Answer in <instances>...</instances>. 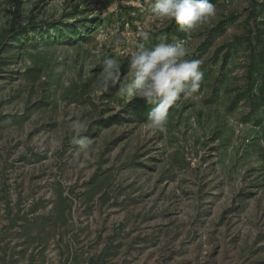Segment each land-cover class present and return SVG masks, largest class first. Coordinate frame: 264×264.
Here are the masks:
<instances>
[{
  "label": "rangeland",
  "instance_id": "374dc122",
  "mask_svg": "<svg viewBox=\"0 0 264 264\" xmlns=\"http://www.w3.org/2000/svg\"><path fill=\"white\" fill-rule=\"evenodd\" d=\"M110 1L0 0V264L5 253L8 264H264V110L261 127L246 98L231 110L247 88L248 44L223 60L235 38L254 37L264 12L248 23L250 0H214L215 16L177 37L167 32L173 20L153 15L155 0ZM32 13L49 28H30L31 41L14 49ZM163 36L202 59L204 77L161 133L134 110L143 99L121 95L131 76L110 94L104 61L129 65Z\"/></svg>",
  "mask_w": 264,
  "mask_h": 264
},
{
  "label": "clouds",
  "instance_id": "9594fccd",
  "mask_svg": "<svg viewBox=\"0 0 264 264\" xmlns=\"http://www.w3.org/2000/svg\"><path fill=\"white\" fill-rule=\"evenodd\" d=\"M216 11L211 0H155L152 9L159 21L174 20L186 33L197 31L215 16ZM139 36L144 41L150 38L147 31L140 32ZM166 39V36L161 37L162 42L153 47L141 44L131 54L128 75L132 80L127 88L120 89L121 95L129 99H143L153 105L146 125L161 133L167 130L169 110L182 98L188 99L195 94L204 77L200 70L203 60L188 59L192 53L183 42H163ZM104 71L106 85L108 81L120 80V65L116 59H105ZM75 127L85 129L86 122H77Z\"/></svg>",
  "mask_w": 264,
  "mask_h": 264
},
{
  "label": "trees",
  "instance_id": "16d2710c",
  "mask_svg": "<svg viewBox=\"0 0 264 264\" xmlns=\"http://www.w3.org/2000/svg\"><path fill=\"white\" fill-rule=\"evenodd\" d=\"M42 1L44 2L46 0H42ZM260 1L261 0H250L251 10L249 12V17L247 20L248 23L250 22V20H253L254 22H256L258 17L264 12V3H261ZM111 2H112V0L110 1V3ZM211 2L215 3L214 0H211ZM72 10L74 11V13L80 12L78 5L73 6ZM126 10H128V9H126ZM68 16H72V15L69 14ZM35 20H36V16L32 13L30 16L29 23H27L24 27H22L20 30L15 32V35L13 38L16 42V48H14V49H18V50L22 49L23 50L24 43H23L22 39L24 36H26L25 37V38H27L26 40H28L29 42L31 41L30 35H29L30 30H31L30 28H32L33 33H37V32H39L38 28H42V27H45L46 25H48V24H46V22L36 23ZM86 20H87L86 23L91 26V24L93 23V20H91V19H86ZM236 20H237V16L232 15L230 17V19L225 18L224 20L220 21L208 33L206 40L204 41L203 45L199 48V50L200 51H207L208 47L212 43L213 38L216 36H219L221 34H224L226 32L229 24H232ZM61 24L63 25V23H61ZM263 25H264V21H262V25L256 29L254 37L251 36V34L253 33V30L251 29L249 31L250 35L248 37L243 36L241 38H235V40L232 42V44L229 47L230 49H227V52L224 54V57H223L224 63L226 65L229 62L230 54L232 53V51L237 53L239 47L245 48V45L241 44V41H245L248 44L247 49L250 51V54H251L250 58L252 59V61H251L250 65L248 66L247 88H246L245 92L241 93L236 98H234L233 103L231 104V107H232L231 110L236 109L239 102L243 101L244 98H246L248 100L250 106H251L249 118L255 119L256 120V126H258V127L259 126L261 127L263 125V118L259 116V112H260V110H264V39H262L263 35H264ZM47 28H49V27H47ZM61 28L64 29L65 26H62ZM88 28H90V27H87V25L85 23H84L83 29L76 27V30H75L76 35L80 37L82 30L85 29V31L87 32ZM61 31H62V29H61ZM167 32L170 34V36L182 37V34L180 33L181 32L180 26L178 24H176V22L174 20H173L172 24L167 28ZM63 34L64 33L61 32V35L64 38ZM82 38L83 39H81V40H85L84 37H82ZM78 41H80V39ZM78 41H75V43ZM9 52L12 53V50H10ZM219 52L220 51H217V53L215 54V57L212 61L217 59V57L219 56ZM1 59H3V57L0 58V67L2 66L1 64H3ZM128 73H129V65L127 63L122 64L120 67V80L115 82V83H113L111 81H109V83H108V85H109L108 89L110 91V94H113V93L115 94L119 90L122 78L124 76H126ZM222 74L223 75H221V79L224 80L225 72ZM220 83H221V81H220V79H218L216 82V86H218ZM152 107H153V105H149L144 100H140L139 104L134 106V110L139 115L148 116V113L150 112ZM146 119H147V117H146ZM98 132H99V130L96 131V133H98ZM3 188H4L3 192L6 193L7 197H8V192H7L8 188L7 187H3ZM63 199L64 198H62V200ZM9 205H10V203L8 202V205H7L8 209H9L8 217L10 219V216L12 215V207ZM63 210L64 209L62 208L61 209L62 212L60 213L61 217L65 214V212ZM14 223H15V219H11L10 225L14 226ZM110 246H111V244L108 243L107 246L105 247V249L103 250V252L101 253V258H106L107 256H109V254L113 248V246H111V247ZM10 261H11V259L10 260L6 259V253H5L4 259H3V264H8V263H10ZM94 264H97V263L94 262Z\"/></svg>",
  "mask_w": 264,
  "mask_h": 264
}]
</instances>
